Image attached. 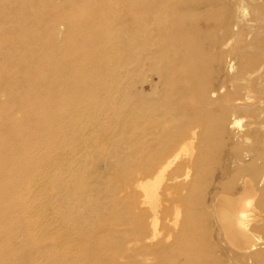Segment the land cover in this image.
Segmentation results:
<instances>
[{
    "label": "bare ground",
    "instance_id": "obj_1",
    "mask_svg": "<svg viewBox=\"0 0 264 264\" xmlns=\"http://www.w3.org/2000/svg\"><path fill=\"white\" fill-rule=\"evenodd\" d=\"M11 1L17 6L23 2ZM74 1L68 3L75 9ZM132 1L127 16L121 17L123 0H83V4L120 7L95 9L93 14L100 15L98 18L73 21L78 26L72 28L75 34L64 48L59 39L47 41L31 35L28 41L24 26L18 31L0 27V73L8 66L20 70L7 80L8 88L0 83V94L1 90L8 93L5 102L0 100V121L9 123L0 130V141H6L7 146V153L0 149V158L8 154L1 164L5 168L0 170V229L20 220L24 225L9 232L7 239L18 238V230L28 238V246H23L18 241L6 244L0 236V264H38L32 260L35 253L46 255L47 264H112L114 256L106 254L111 247L118 252V264H125L121 261L133 245L142 252L150 251L148 242L155 238L158 218L150 200L151 189L172 167L169 154H175L180 162L179 171H187L170 179L169 185L176 190L199 170L195 160L201 158L206 137L231 133L240 112L256 107L261 108L259 113L264 112V100L259 98L258 102L255 97L264 95V62L257 66L252 57L257 53L264 58V44L258 40V32L264 31V0ZM223 3L239 16L220 20ZM207 24H220L225 30L215 44L226 53H218L215 61L231 74L234 95L230 97L221 96L223 86L215 89L206 81L208 36L197 29ZM243 27L249 30L250 40H242ZM13 35L19 37L14 40ZM125 35H129V54L124 49ZM29 44H38L44 55L25 52ZM19 52L22 57L11 60ZM73 53L82 56L73 61ZM127 55L132 77L127 80L128 95L121 97L130 104L120 112L105 106L125 79V73L118 75L121 72L117 70L126 66ZM62 60H66L63 68ZM23 82L32 85V91L21 93L16 101L29 107L30 115L25 119L12 115L16 109L12 88ZM145 84L148 90L143 89ZM115 116L126 121L113 133L108 122ZM260 124L264 128V123ZM245 130L232 132L234 138L245 140L247 134L252 137L257 133L250 126ZM260 136L262 145L264 132ZM126 148L129 155H121ZM252 160L247 153L233 161L242 172L247 166L241 163ZM47 169H51L49 174ZM48 186L52 192L47 197L43 190ZM225 194L220 191L211 197L218 211L215 219L230 246L249 250L247 242L254 237L246 236L247 216L240 209L256 197L252 180L242 179L239 194ZM48 210L49 216L43 215ZM238 229L244 233L240 235ZM134 263H143L140 255Z\"/></svg>",
    "mask_w": 264,
    "mask_h": 264
},
{
    "label": "rangeland",
    "instance_id": "obj_2",
    "mask_svg": "<svg viewBox=\"0 0 264 264\" xmlns=\"http://www.w3.org/2000/svg\"><path fill=\"white\" fill-rule=\"evenodd\" d=\"M82 1L75 0L74 2L77 4V6L74 9V7L68 3L69 0H23L22 4H19L18 6L11 0H0V27L5 26L9 29L13 28L18 31L19 27L24 26V32L27 36L26 39L28 41L31 35H35L40 40L48 41L49 38L51 40L59 39L62 48H64L67 44L66 40L72 38V35L74 36L75 34L74 31H72V28L78 26L74 25L73 21L89 17L98 18V16L100 15L93 14V10H99V8L107 7L114 8L115 6H119L118 4L109 5V3L105 4L104 6H101V4H99L98 6L94 3L83 4ZM132 2V0H123V3L120 4L121 7H119L121 9H119V15L121 17L127 16L125 12L128 11L127 8H129V6L130 8L132 7ZM83 7H85L86 12L82 10L84 9ZM86 7L89 9L86 10ZM230 11L231 9L226 7V3H223L218 13V17H220V20L228 21L239 16V13ZM233 12L235 14H233ZM207 25H204V27L203 25L201 27L199 26L197 29L198 32H201L202 34H206L208 36V45H206V49H208V56L204 65L207 71L206 81L208 85L212 86L215 89L223 86L224 88L222 90L221 96L230 97V95H234V86H232L230 78L231 74L225 73V71L223 70V66L215 61V56H217L218 53H226L224 49L219 48V45L215 44L223 38V36L225 35V30L224 27L220 24ZM79 26L81 27L82 25L80 24ZM125 29L128 30V27L125 26ZM247 30L245 29V27L242 28V40L244 41H246V39L250 40L248 38L249 36L247 35L249 30ZM128 33L129 32H127L126 34ZM258 34V40L260 41V43L264 44V31H260L258 32ZM56 35L58 36L56 37ZM18 37L19 35L12 36L14 40ZM125 37L128 41H125L126 44L124 45V47H127H125L124 49H126V53L129 54V35H125ZM248 42L249 41H247L246 43ZM110 43L111 42H109L107 45H109ZM55 46L56 45L54 44L52 47V52ZM233 46H236V44L234 43ZM24 51L37 52V55L40 56L44 55L43 52L39 50L38 44H29L24 49ZM21 55L22 52H19L18 54H15L14 57L11 58V60H16L17 58L22 57ZM80 56H82V53H73L72 60L74 61ZM252 57L254 58L257 66L262 65V63L264 62V58L258 56L257 53L252 55ZM125 59L127 60L126 66H128L127 64H130V62H128L130 56L127 55ZM27 62L29 63L30 61H26V63ZM65 65L66 60H62L60 62V67L63 68ZM70 65H73V63H71ZM126 66H124L125 68L122 66L117 70L118 72H123L122 74L120 73L118 75H126L125 79H123L125 81H121L120 87L111 94V103H108V105L105 106H111L113 110H115L116 108L115 111L120 112H124V108H126L127 110L129 108L128 105L130 104L126 102L125 98L121 97H125L128 95L132 77L130 73L131 64L129 67ZM13 69L14 68H11V66H8L2 73H0V83L4 84V87H9L7 80H9L12 76L20 74V70ZM71 73H74V70H72ZM29 78H31V76H29ZM127 80L130 81L127 82ZM229 82L230 85L228 86ZM225 83L227 84L225 85ZM19 86L20 87L12 88L13 96L16 99L14 103V108L16 109L13 110L12 115L15 114L18 118L25 119V117H27V114L30 115V109L28 106H19L18 102L16 101H18V97H20L19 95L21 93L26 91L30 93L32 91V85H30L29 82H23V84H20ZM51 86L53 85L50 84V87ZM123 86L125 87V91L123 90ZM63 88H66V83L63 84ZM121 89L124 92H122ZM143 89L148 90L146 84L143 86ZM1 91L2 93L0 94V100L2 102H5L8 99V93L4 90ZM120 92H122L123 94H127L121 95ZM263 96L255 97L256 100L260 102L259 98H262L264 100ZM117 98H122L120 99L122 101H124L123 99H125L124 103L117 104L116 101L119 100ZM120 100L118 101V103H120ZM125 103L128 104L125 105ZM119 105L121 107L117 110V107H119ZM258 106L262 105L259 104ZM18 107L20 108L19 111ZM253 109H250L249 111L243 113L240 112L235 116L236 121L238 120V124L232 129L231 133L225 135L212 134L206 137L208 141L201 147V158L199 160H195V162L198 163L197 169L199 170L195 172V175H192L194 179L192 178L190 182L176 187V190L169 185L170 181L172 180V178L174 179L175 177L185 175L187 171H184L183 168L182 171H179L178 167L180 162H178V160H175V154L173 156L169 154L168 159L174 161L172 167L168 171H166V174L161 179L156 180L153 188L151 189L153 195H151L150 200L151 203L156 206L155 210L158 213V218L157 225L155 226L154 231L155 238H152L150 243L148 242V244H150L151 246L150 251L146 253L144 251L142 252V250H139V246L133 245L132 248L127 251L128 253H125L124 257H126V260L121 261V263L124 262L125 264H135L134 261L136 260L137 255H140L143 262L142 264H264V144L260 145L259 143V137H261L260 134L264 132V128H261L259 126L260 123L262 125L264 123V112L262 111V113H259L261 112V110H258L261 109L259 107ZM239 114L241 115L239 116ZM216 115L217 114H215V116ZM122 121L125 122L126 118L123 119L120 116H115V118H113L111 122L109 120L108 127L111 129L113 125V128L111 129L112 131H110L114 133V131L117 130L118 132L121 129ZM7 126H9L7 120L1 119L0 130L5 129V127ZM247 126L251 127V131L253 133H257H254L255 135L252 134V137L247 134L248 138L245 140L238 141L236 138H234V134L243 132ZM4 142L6 141H2L1 139L0 149L4 150L7 153V146H5L6 143ZM127 149L128 148L122 150L121 155L123 154L124 156H128L129 151ZM247 153H251L253 159L252 161H255L241 163V166L245 165L247 167L245 171L238 172V169H236V166H238V164H236L234 161H237L240 158H244L245 154ZM6 158H8V154L4 155L3 158H0V170H3L5 168V165L1 164L5 163ZM126 160L130 161L131 159L128 157ZM126 163L128 162L126 161ZM50 170L51 169H47L46 172L49 174ZM123 170L128 171L127 169ZM243 178H249L252 180L253 187L257 193L254 201L251 204L242 205L240 209V211L244 212L246 214L245 216H247L248 226L246 236L252 235L254 237L247 242L248 245L246 247L249 250H239L228 244L221 229V223L218 222L219 220L216 221L215 219V217H217L216 212L218 211L213 208L211 204V197L216 192L221 191L223 192V194L226 193L231 196L239 194L241 191ZM51 190L50 188H45L43 190V193L46 192V196L48 197L50 195V192H52ZM210 204L212 207L210 206ZM214 211L215 213H213ZM149 212L151 213V210ZM49 214L50 210L46 211L43 215L49 216ZM218 223H220V225ZM23 225L24 222H20V220L11 221L10 226H5L0 229V236L3 237V239H6V244L8 242H10L11 244L12 242L18 241L19 245L28 246V238H25V236L27 237V235L23 234L19 230L17 232L18 238L11 239L10 241L9 239H7L9 232H15L16 229H19ZM238 233L242 235V233L244 232L243 230L238 229ZM117 253L118 252L116 251V249H114V247H111V249L108 251L106 250V254L108 257L111 255L114 256H111L114 259L110 258L112 261H114L112 262V264H118L117 259H119V256H117ZM250 255L251 257H249ZM244 256H248L249 260H247L246 257L244 258ZM202 259L206 260L204 261ZM32 260H34L38 264H47L49 262V258L46 255H37L36 253L32 256ZM51 262L53 263V259H51ZM102 264H107V262L102 261Z\"/></svg>",
    "mask_w": 264,
    "mask_h": 264
}]
</instances>
